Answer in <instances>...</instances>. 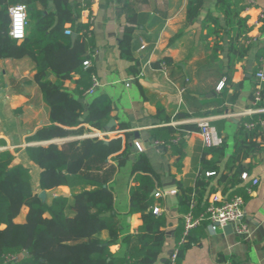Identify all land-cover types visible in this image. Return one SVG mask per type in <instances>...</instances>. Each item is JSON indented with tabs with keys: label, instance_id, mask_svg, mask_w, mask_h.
Instances as JSON below:
<instances>
[{
	"label": "trees",
	"instance_id": "1",
	"mask_svg": "<svg viewBox=\"0 0 264 264\" xmlns=\"http://www.w3.org/2000/svg\"><path fill=\"white\" fill-rule=\"evenodd\" d=\"M204 0H187L186 24L198 17ZM36 2L45 8L47 0H0V59L29 56L35 64L34 80L38 83L43 100L49 107L50 124L41 126L26 137L25 147L30 159L39 167V188L53 191L59 186H66L70 194L46 195V200L38 196L31 184V175L27 167L14 162V154L8 149H0V264H155L169 235L167 229L159 227L161 214L152 213L153 192L159 183L157 173L147 154L140 151L132 163L131 174L141 172L138 184L129 187V214H139L141 223L135 231L121 235L119 214L114 211V194L107 185L112 169L103 171L108 158L114 156L117 166H124L129 159L130 150L127 142L123 144L120 136L110 138L107 143L98 137H87L79 144L69 143L62 149L55 138L69 135L70 129L82 123L98 130H113L108 127L112 117L113 104L105 95L92 99L86 109L82 98L91 85V75L95 73L92 65L84 67L83 61L93 60L92 52H87L91 39V23L79 20L84 9L91 8V0H52L53 11L43 13L36 9ZM15 3L27 6V26L22 40H15L9 35L10 16L8 8ZM225 23L234 27L233 36L228 41V56L241 59L248 51L244 43L252 30V24L242 15L246 3L242 0H216ZM126 23L119 42L120 56L134 60L131 52V40L137 22V9L133 0L125 2ZM71 23L70 31L76 36L71 39L64 33L65 23ZM264 55V45L258 48L257 57ZM165 60L168 61L166 58ZM137 62L131 66V72L137 74ZM230 67L221 93H225L226 84L230 83ZM50 72L55 80L49 79ZM71 72H78L75 87L70 91L63 87V80ZM232 99V97H231ZM215 104L219 111L223 105L212 99L198 104V108L208 113V107ZM264 105V89L262 93ZM193 113H176L173 117L158 107L156 117L162 124L151 129L156 141H162L165 150L181 158L186 142L184 135L198 131L196 122L172 125L171 121L192 116ZM256 118L242 117L238 123L236 150L233 154H224L225 141L212 147H206L201 157L200 172L194 183L198 203L195 211L205 207V198L214 188L204 179L205 168L216 170L224 160L217 184L224 193L233 191L247 198L246 186H240V173L244 169L243 160L256 153L264 154V135L255 128L247 130L242 123ZM219 132L222 120H211ZM128 126L121 123L118 128ZM78 129L76 132H81ZM125 139L129 133H125ZM261 137L258 138L257 136ZM211 158L205 161L206 154ZM192 189H184L179 183L177 193L182 195L180 210L187 212ZM26 210V211H25ZM24 219L16 221L23 212ZM172 224V223H170ZM207 220L183 235V217L178 218L173 240L176 254L172 260L166 257L162 264H181L184 250L207 235ZM108 231L106 238L99 233ZM119 248L113 250L112 247ZM11 257H14L11 259ZM8 259H11L7 261ZM221 260L225 257L221 256ZM229 264H235L230 261Z\"/></svg>",
	"mask_w": 264,
	"mask_h": 264
},
{
	"label": "crops",
	"instance_id": "2",
	"mask_svg": "<svg viewBox=\"0 0 264 264\" xmlns=\"http://www.w3.org/2000/svg\"><path fill=\"white\" fill-rule=\"evenodd\" d=\"M133 1L137 9V22L131 40L134 60L121 57L119 51L126 23V0H91V8L80 13V21L91 20V39L87 52L93 54L94 59L89 60L99 80L95 93H85L81 101L86 109L94 97L100 94L107 96L113 104L111 126H115L111 130L114 133L107 141L120 136L130 150L124 166H117L116 157L112 156L107 159L103 169L105 172L113 168L107 185L113 190V209L120 217L121 235L135 231L141 223L139 214L128 213L129 187L138 184L141 175V172L131 174L132 163L140 152L134 147L135 141L140 143L152 168L159 173L160 185L156 183L155 189L161 190L163 194L154 199L163 216L158 220L159 227L174 233L178 218L184 214L180 210L182 195L177 193V185L180 183L184 189L194 190L206 146L198 131H193L184 135L186 145L181 158L165 150L164 145L157 143L162 141H156L151 134L153 127L162 124V120L156 117L157 108H164L165 113L171 117L179 112L193 113L190 117L171 121V124L177 122L172 125L197 123L202 117L222 120L219 132L215 126H211L225 141V157L233 154L236 150L238 123L242 118L237 113L248 106L257 82L255 66L258 58L263 55L257 57L258 48L264 45V17L260 27L252 26L249 33L257 35L258 42L249 44L247 53L235 60L233 56H228L229 37L233 36L235 30L232 25L225 23L216 0H204L198 17L189 25H185L187 0ZM35 6L43 10V13L54 10L52 0H47L45 8L39 2ZM259 12L264 14V0H256V5L245 10L242 15L247 17L249 24H253ZM66 29H71V23L64 25V33L71 37V34L65 32ZM162 60L166 61L164 70L160 69ZM136 62L135 75L131 72V66ZM228 64H233L234 68L230 69V83L226 84L225 93H221L216 86L220 81H225L230 67ZM34 66L29 56L0 59V149L12 152L14 162L21 163L29 171L36 166L38 181L35 187L39 188L40 169L25 150L27 145L35 143H27L26 137L37 128L50 124V118L49 107L34 80ZM78 77V72H71L63 80V87L71 91ZM49 79L55 80L52 72ZM262 86L264 89V82ZM212 99L223 105L222 110L219 111L215 104H211L208 107L209 114H203L204 110L199 109L198 104ZM121 123L128 127L119 129ZM80 128L82 131L76 132ZM91 129L90 125L82 123L71 128L68 136L55 138L51 142L65 149L69 143L79 144L85 138L83 135ZM125 133H129L127 139ZM210 158L211 153L206 154L205 161ZM223 164L224 160L220 168L216 169V175L204 177L214 188L212 192H224L223 187L216 182ZM243 164L242 171H247L250 179L257 177L259 180L252 187L251 193L246 192L247 198H244L243 221L249 228V234L244 238L237 233L227 234L222 228L207 231L205 237L184 250L181 264H229L230 261L235 264H264V154L259 152L249 156L243 160ZM208 170L212 169L205 168V172ZM172 179L175 186H168L166 183ZM240 181V186L249 185V181ZM164 185L167 189H164ZM171 189H176V192L167 193ZM50 193L70 194V189L59 186L53 191H45V195ZM25 211L16 221L24 219ZM107 235V230L99 233L100 238H106ZM173 247L172 234L155 264H162V259L168 257ZM118 248V245L112 247L113 250ZM221 256L225 260H221Z\"/></svg>",
	"mask_w": 264,
	"mask_h": 264
},
{
	"label": "built area",
	"instance_id": "3",
	"mask_svg": "<svg viewBox=\"0 0 264 264\" xmlns=\"http://www.w3.org/2000/svg\"><path fill=\"white\" fill-rule=\"evenodd\" d=\"M246 3L245 10L256 5V0H242ZM10 16V25H9V35L15 40H22L25 36V30L27 26V6L25 3H15L9 6L8 8ZM264 17L262 12H259L257 18L253 22V27H260L261 21ZM91 19V18H90ZM91 22V20L89 21ZM67 34H71L69 29H66ZM258 42L257 35H249L248 39L244 41L246 45L251 43ZM84 67L91 65L89 59L83 61ZM166 61L162 60L160 62V69H165ZM256 71L255 76L257 77V82L253 88V93L249 104L242 111L237 113L241 117H253L256 115V118L251 120H246L242 123L243 127L247 130H253L258 128L264 135V105L262 104V93H263V82H264V55H261L256 62ZM224 85L223 81H220L216 88L220 90ZM99 86V80L95 73L91 75V85L86 89L85 93L87 95H92L95 93V90ZM211 117H202L197 120V125L199 127L198 133L200 134L203 144L206 147L217 146L221 144V137L215 132L214 128L210 124ZM177 122H172L176 124ZM114 132L107 130H98L92 128L91 131L85 133L83 137H98L102 140H107ZM258 138L261 136L258 135ZM163 145V142H157ZM134 147L137 151H142V147L138 141L134 142ZM216 170H208L205 172V176L216 175ZM240 180L248 182L246 192L249 194L252 191V187L258 183L257 177H251L247 171H242L240 173ZM176 189L168 190L167 193L174 194ZM163 194L161 190L155 189L153 192L154 199L160 197ZM205 207L199 212L195 211L196 205L198 203L197 193L195 190H192L190 193V205L187 212H185L183 217V235H186L192 228L197 227L202 224L203 220H207L206 229L207 231L213 232L218 228H223L227 224L234 225L235 233L239 235H248L249 228L247 224L243 221L244 217V198L241 194L231 192L230 194L216 191L211 192L208 197L204 200ZM152 213L155 215L160 214V208L157 204L151 208ZM176 250H174L170 255L171 259H174ZM14 257H11L13 259ZM8 259L7 261L11 260Z\"/></svg>",
	"mask_w": 264,
	"mask_h": 264
},
{
	"label": "water",
	"instance_id": "4",
	"mask_svg": "<svg viewBox=\"0 0 264 264\" xmlns=\"http://www.w3.org/2000/svg\"><path fill=\"white\" fill-rule=\"evenodd\" d=\"M75 36H76V33H71V37H72V38L75 37ZM110 126H111V122L109 121V123H108V127H110ZM104 142L107 143L108 141H107V140H104ZM166 184H169L168 186H170V185L175 186V181H174V179H172L169 183H166ZM164 189H167V188L165 187V185H164ZM38 196H39L40 198H43L44 196H46V195H45V190L40 191V192L38 193ZM222 229H223V231H224L225 233H227V234L235 233V231H234V225H233V224H227V225L223 226ZM167 234H168V235H172V234H173V231H167ZM238 235H239V234H238ZM239 236L245 238L247 235H239ZM172 251H173V249H170V251L168 252V256L171 255ZM165 259H166V258H163L162 261H164Z\"/></svg>",
	"mask_w": 264,
	"mask_h": 264
},
{
	"label": "rangeland",
	"instance_id": "5",
	"mask_svg": "<svg viewBox=\"0 0 264 264\" xmlns=\"http://www.w3.org/2000/svg\"><path fill=\"white\" fill-rule=\"evenodd\" d=\"M36 166H34V167H32L31 168V171H30V173H31V184H32V186H34L33 188H34V191L36 192V193H39V188L36 186L35 187V185L37 184V173H36ZM43 200H46V196H44L43 198H42ZM5 264H9V262H6Z\"/></svg>",
	"mask_w": 264,
	"mask_h": 264
}]
</instances>
